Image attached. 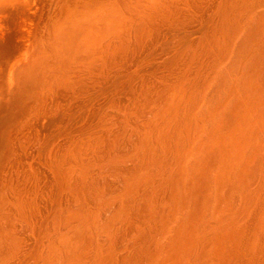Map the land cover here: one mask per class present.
Listing matches in <instances>:
<instances>
[{
    "label": "bare ground",
    "instance_id": "6f19581e",
    "mask_svg": "<svg viewBox=\"0 0 264 264\" xmlns=\"http://www.w3.org/2000/svg\"><path fill=\"white\" fill-rule=\"evenodd\" d=\"M0 264H264V0H0Z\"/></svg>",
    "mask_w": 264,
    "mask_h": 264
}]
</instances>
